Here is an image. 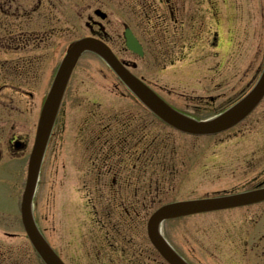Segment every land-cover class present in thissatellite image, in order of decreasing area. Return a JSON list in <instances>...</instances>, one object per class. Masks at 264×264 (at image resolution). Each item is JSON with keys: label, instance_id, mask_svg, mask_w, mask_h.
Here are the masks:
<instances>
[{"label": "flooded vegetation", "instance_id": "af4514ba", "mask_svg": "<svg viewBox=\"0 0 264 264\" xmlns=\"http://www.w3.org/2000/svg\"><path fill=\"white\" fill-rule=\"evenodd\" d=\"M133 1L134 5L129 0H0V224L12 223L13 227L23 230V232L1 233L4 237L0 234V264H22L25 261L29 264H44L28 240L19 209L44 100L61 62L59 53L63 55L64 52L65 55L69 44L74 41L69 39L74 35L70 18L73 11H86L85 27L88 33L77 39L91 37L104 42L134 73L139 69L140 62L146 60V63L150 64L151 61L148 58L150 60L156 58L151 59L155 52L128 24L122 23L116 26L111 22V15L106 11H122L125 5L130 6V10L137 11L136 6H140L141 11H167L164 14V20L167 21V17H171L175 23L177 11H201L198 7L195 9L186 7L188 0H159V8L154 7L156 0ZM194 1L198 4V0ZM227 1L234 13L237 11L235 14L237 19L230 20L232 29L230 27L228 56L222 58L217 53L213 55L204 52L198 55L199 45L189 44L186 49L196 51L195 60L190 62L198 65V57L205 61L203 66L205 71L196 70L198 88L192 91L194 95L186 93L182 95L181 98L185 101L183 104L173 102L166 97L174 108L193 118L202 119L203 112L215 115L233 107L252 90L264 70V41L258 43L255 54L251 55L250 40L248 41L245 35L251 26L249 2L243 1L236 7L234 0H224L226 4H228ZM45 11L49 12L45 13ZM207 11L216 14L218 1L211 0V6ZM240 11L243 13L241 14ZM201 19L198 12V38L203 28ZM127 26L142 43L144 50L142 57L129 50L126 45L124 33ZM43 27L47 29L43 30ZM165 28L166 26L164 30ZM189 42L190 40H184V44L180 46V41H174L179 47L170 49L165 39L166 45L157 52L158 57L163 61L160 69L166 70L168 64L177 63L174 60L175 51H183L187 46L186 43ZM217 46L218 32L214 31L212 39L203 49L204 51L207 48L214 50ZM86 54L96 56L115 75L106 62L92 52L84 53L76 68ZM141 69L146 72L143 66ZM140 74L147 84L157 90L155 85L146 79L144 73ZM73 75L65 97L71 90ZM84 81L82 79V85ZM72 91L76 93L75 95H79L81 89L72 87ZM87 93L88 91L83 92L85 95ZM168 95L175 94L169 91ZM64 105L65 98L45 153L40 180L43 172L48 171L45 164L49 150L55 147L52 145L55 132L68 126L76 127V123L80 122V119L69 121L63 116L66 114ZM190 108L198 110V117L189 112ZM146 113L155 119L149 111ZM84 114L80 129L83 128V134L86 136L77 135L76 137L80 138L81 142L82 140L90 141L87 147L92 153L88 159L94 164L98 178L100 175V186L96 187L98 200L96 197H91L90 186L86 187V192L92 203L102 207L97 211L100 214L101 223L97 226L92 223L82 244L86 255L85 262L95 264L97 258L101 264H112L117 260L128 259L126 263L136 264V260L141 259L150 264V256L145 257L143 253L147 249L139 248L137 235L130 237L127 233L140 229L139 225L142 223L145 209L153 207L163 196L160 185L152 182L153 176L146 183L141 181L140 175H143L144 171L143 168L141 171L139 166H153L155 147L159 150L157 153H160L161 146L163 151L171 153L170 137L163 139L161 134L156 133L153 128L154 120L142 118L139 120V114L132 113L125 121L109 120L103 129L99 127L100 125L96 126L100 135L97 134L93 140H90L88 137L91 134L92 119L90 117L94 118L95 114ZM64 118L65 120L62 121ZM169 132L171 131L168 129V136ZM224 135L228 138L225 139ZM76 137L73 134L70 135V143ZM190 137L204 138L203 136ZM205 138L215 140L220 138L221 144L238 143L237 154L246 165L245 169L242 168L243 170L239 171L245 179L243 189L230 193L264 187V98L245 120L227 134L222 133ZM77 149L76 153L79 154L80 147L77 146ZM55 154L54 151L53 155ZM71 155L70 163L73 171L75 159ZM163 158L167 160L164 155ZM168 160L165 169L171 176L173 168L169 167ZM64 173L68 175L69 172ZM68 181L70 182L71 179ZM91 190L95 191L94 188ZM41 202L44 203L43 198L40 197V184H38L34 197V218L45 237L50 239V232L44 226L45 220L50 216V210L46 209L47 202L43 207L40 206ZM66 203L68 204V200ZM70 210L73 214L72 202ZM237 210L242 211L237 213ZM226 211L231 213L227 216V220L223 219L225 228L216 232L208 230L204 236L201 235L200 249L216 264H264V201ZM11 219L12 222H10ZM67 234L64 235V239H66L67 248L70 249L73 248L75 237L70 233ZM168 241L172 244L169 239ZM50 243L66 264H75L74 259L69 258V253L62 247L63 245L52 240ZM172 246L185 258L182 251L174 244ZM198 264L205 263L201 260Z\"/></svg>", "mask_w": 264, "mask_h": 264}, {"label": "rangeland", "instance_id": "374dc122", "mask_svg": "<svg viewBox=\"0 0 264 264\" xmlns=\"http://www.w3.org/2000/svg\"><path fill=\"white\" fill-rule=\"evenodd\" d=\"M217 1L218 11L216 14H213L211 11H207L211 6V0H198V4L194 0H188L186 7L193 9L198 7L201 11H177L176 23L171 17H167V21L164 20V14L167 11H141L140 6H136L137 11L130 10L131 7L125 5L122 11L106 12L111 15L110 20L116 26L122 23L128 24L155 52L154 56H151V59L156 58L153 60L148 58L151 61L150 64H147L146 60L142 63L139 61L140 66L135 73L139 76H141L140 73H144L147 77L146 79L152 85H155V88L164 98L167 97V99L173 102L183 104L185 101L181 98L182 95L184 93L194 95L192 91L198 88L197 71H205L203 67L204 60L198 57V65L195 62H190V60H195L196 51L195 49L193 51L187 50L186 48L189 44L199 45V55H202L203 52L205 54L211 53L210 50L207 51L210 48H207L205 51L203 48L212 39L213 32L217 31L219 56L227 57L230 50V30L232 29V22L230 23V20H233V18L234 20L237 19L235 16L237 11L234 13L228 1V4L224 0ZM234 1L236 7L238 3L242 4L243 1L249 2L251 26L245 32V35L248 41L250 40V54L254 55L258 43L264 41V0ZM129 2L132 5L135 4L133 0H129ZM154 7H160L159 0H156ZM48 12L45 11V13ZM198 12L202 18L201 22L203 21V28L199 33V38ZM240 13L242 14L243 11H240ZM85 15L86 11H73V14L70 15L74 27V35L69 38L70 40H75L88 33L85 27ZM45 29L47 27H43V30ZM167 31L169 33H166ZM165 39L170 49L183 45L184 40H190V42L186 43L187 46L183 51H175L176 58L174 60L177 63L174 65L168 64L166 70H161L163 61L158 57L157 52L166 45ZM174 41H180L179 45L175 44ZM61 55L60 52V60L63 58L64 52ZM181 59L182 61L180 62ZM142 66L146 72L141 69ZM82 79L85 80L83 85ZM72 87L74 89L80 87V94L75 95L76 93L72 91ZM87 91V95L83 94V92ZM169 91H172L175 95H168V97ZM64 110L66 114L63 116L67 120L80 119V122L76 123V127L68 126L63 130L55 132L52 143L55 147L49 150L45 164L48 171L43 172L39 184L40 197L43 198L44 203L47 202L46 209L50 210V216L44 223V226L50 232L49 238L53 242L63 245L62 247L69 253V258L74 259L75 264H87L82 246L84 238L88 235V231L93 225L92 223L97 226L102 221L100 214L97 213L102 207L97 205V203H92L86 192V187L90 186L91 197H96V200H98L99 195L96 187L100 186V175L98 178V172H96L94 164L88 159L92 153L87 147L90 141L82 140L81 142L80 138L76 137L77 135L81 137L86 136V134H83V128L80 129L84 113L95 114L94 118L90 117L92 119L90 122L91 134L89 133L90 136L88 135L90 140H93L97 134L100 135L96 126L100 125L99 127L103 129L109 120L117 119L125 121L132 113H135V115L138 113L139 120L141 118L150 121L154 120L153 128L156 130V133L161 134L163 139L170 137L171 153L163 151L162 146L160 147V153H157L159 150L155 147L153 166H139V169L142 171L143 168L144 171V174L140 175L141 181H145L146 183L153 176L154 180L152 182L155 185H160L161 190H163V196L153 207L150 206L145 209L142 223L139 225L140 229L133 232L128 231L127 233L130 237L131 235L134 236V234L137 235L136 240L138 241L139 248L142 249L143 247L145 250L147 249L143 253H145V257L150 256V264H168L153 248L148 238L147 223L152 211L162 205L179 200L215 196L216 194L230 193L243 189L245 176L239 170L245 169L246 165L245 161L237 154L239 150L238 143L221 144L220 138H217V140L205 137L198 139L165 127L161 121L153 119L151 115L146 113L145 107L131 96L130 92L125 89V86L110 69L93 54L84 55L76 68L71 82V90H69V93L65 97ZM189 110L191 114L198 117V110L193 108ZM213 114L203 112L201 116L202 118L210 119L216 116ZM64 120L65 118L62 119V121ZM140 124L141 122L139 121ZM168 129L171 131L169 132V136L167 135ZM72 131L74 132L72 133ZM72 134L76 138L73 141L71 140L70 143V135ZM224 138L227 139L228 136L224 135ZM77 146L80 147L79 154L76 153V150H78ZM54 151L56 152L55 155H53ZM70 154L75 159L73 171L71 170ZM163 155L166 156L167 160L169 159V167L173 168L171 176L166 173L165 165L167 164V160L163 158ZM65 171L69 172L68 175L64 173ZM71 172L72 176H70ZM68 179H71V181L69 182ZM92 188L95 191H92ZM16 191L18 192V190ZM66 200H68V204ZM71 202L73 214L70 210ZM44 203L41 202L40 206L43 207ZM241 211L237 210L236 212L240 213ZM230 213L229 211L211 212L165 221L162 224L161 230L172 244L184 253L185 258L190 263L198 264V261L201 262L202 260L205 264H216L200 249L199 239L208 230L216 232L224 229L223 219L226 218L227 220V216ZM12 221L11 219L10 222ZM19 231L23 232L21 228L13 227L12 223L0 224V234ZM67 233L75 237L73 248L70 249L67 248L66 239H64V235ZM3 234H1V237H4ZM127 260H117L112 262V264H129L126 263ZM136 261V264H147V262H144L146 260L137 259ZM100 262L96 258V262L94 263L101 264ZM22 264L29 263L25 261Z\"/></svg>", "mask_w": 264, "mask_h": 264}, {"label": "water", "instance_id": "95a60500", "mask_svg": "<svg viewBox=\"0 0 264 264\" xmlns=\"http://www.w3.org/2000/svg\"><path fill=\"white\" fill-rule=\"evenodd\" d=\"M128 46L137 52L141 51L136 38L128 30L126 33ZM85 51H94L100 54L115 72L124 80L129 88L145 103L152 111L168 123L182 129L183 131L203 134H215L224 131L239 120L244 118L250 110L257 104L264 95V75L261 81L244 103L232 112L224 114L222 117L210 122H194L175 112L164 101H162L154 92L146 87L141 81L128 72L122 64L106 49L102 43L92 39H83L73 43L60 67L59 73L54 81L49 97L43 109L40 121L37 141L34 153L32 155L29 167V176L26 191L24 194L22 214L23 221L35 249L41 256L45 264H63L59 257L52 250L48 242L45 240L33 218L32 201L38 182L41 164L48 140L58 114L63 96L65 94L69 79L79 57ZM252 104V105H251ZM251 108V109H250ZM264 200V189L245 192L237 195L222 196L208 198L202 200L175 203L160 209L151 219L149 223V235L154 245L160 253L171 264H188L183 260L166 242L160 233V224L162 221L187 216L195 213H203L222 209H230L234 207L244 206Z\"/></svg>", "mask_w": 264, "mask_h": 264}]
</instances>
